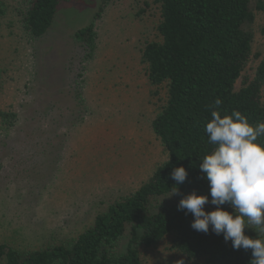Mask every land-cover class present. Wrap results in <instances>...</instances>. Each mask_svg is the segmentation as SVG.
<instances>
[{
    "label": "rangeland",
    "instance_id": "rangeland-1",
    "mask_svg": "<svg viewBox=\"0 0 264 264\" xmlns=\"http://www.w3.org/2000/svg\"><path fill=\"white\" fill-rule=\"evenodd\" d=\"M27 5L0 0V113L14 115L0 119V244L22 252L71 244L167 160L152 130L166 83L151 85L142 61L145 46L161 40L158 0H64L39 39L23 28ZM253 14L236 91L264 59V13ZM91 23L96 44L87 60L74 33ZM176 244L171 234L139 245L141 264H198Z\"/></svg>",
    "mask_w": 264,
    "mask_h": 264
},
{
    "label": "trees",
    "instance_id": "trees-1",
    "mask_svg": "<svg viewBox=\"0 0 264 264\" xmlns=\"http://www.w3.org/2000/svg\"><path fill=\"white\" fill-rule=\"evenodd\" d=\"M64 0H28L22 18L24 30L34 39L43 37L52 27ZM160 42L148 43L142 52L151 85L166 83L167 99L152 122V130L167 152V160L157 167L147 183L120 200L69 245L22 252L0 244V264H141L139 245L153 247L167 236H176V246L187 261L198 264H250L251 250H235L223 234L198 232L191 227L194 217L178 210L186 195H208L202 158L211 145L205 132L211 111L221 115L240 111L250 124L264 122V59L254 78L239 90L235 85L252 51L249 27L253 9L264 13V0H158ZM3 12L0 8V16ZM92 59L96 33L91 23L74 33ZM222 104L216 108L215 100ZM14 117L0 113L2 123ZM10 120V119H9ZM264 143V138L259 140ZM183 166L188 175L183 183L171 178L174 168ZM179 194H173V188ZM211 203L204 210H215ZM232 212L228 205L221 206ZM129 238L123 252H117L125 233ZM245 234L255 238L253 229Z\"/></svg>",
    "mask_w": 264,
    "mask_h": 264
},
{
    "label": "clouds",
    "instance_id": "clouds-1",
    "mask_svg": "<svg viewBox=\"0 0 264 264\" xmlns=\"http://www.w3.org/2000/svg\"><path fill=\"white\" fill-rule=\"evenodd\" d=\"M222 100H215L216 108ZM205 132L213 150L206 154L199 165L209 184L208 195H197L194 191L184 196L178 210L191 213V227L205 234H223L225 242L231 241L235 250H251L250 264H264V122L252 125L240 111L233 110L223 116L218 110L211 111ZM188 173L183 166L174 168L171 178L183 183ZM179 194L173 188V194ZM211 203L215 210L206 212L205 205ZM228 204L233 211L221 206ZM257 234L252 238L245 229ZM176 264H184L179 260Z\"/></svg>",
    "mask_w": 264,
    "mask_h": 264
}]
</instances>
